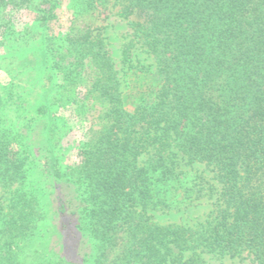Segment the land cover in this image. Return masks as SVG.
<instances>
[{"label": "trees", "instance_id": "obj_1", "mask_svg": "<svg viewBox=\"0 0 264 264\" xmlns=\"http://www.w3.org/2000/svg\"><path fill=\"white\" fill-rule=\"evenodd\" d=\"M10 2L35 19L0 41L23 60L0 84V193L14 188L0 264H264V0ZM111 14L131 30L122 69L153 77L130 105L101 24ZM138 50L150 64L133 65ZM89 105L97 116L70 138L61 113L86 120ZM58 187L72 194L61 208ZM203 199L212 209L194 224L156 219ZM60 209L86 244L78 263L51 248Z\"/></svg>", "mask_w": 264, "mask_h": 264}, {"label": "rangeland", "instance_id": "obj_2", "mask_svg": "<svg viewBox=\"0 0 264 264\" xmlns=\"http://www.w3.org/2000/svg\"><path fill=\"white\" fill-rule=\"evenodd\" d=\"M11 0H0V41L2 40V35L4 30V25L9 24L12 28L15 29L17 32L24 31L26 26H31L32 22L35 19L34 11H30L29 9L25 8L24 6L13 5L10 2ZM37 1V0H34ZM15 2L19 3V0H15ZM60 22L63 23L66 16L64 10L58 11ZM105 16L102 15L101 18ZM104 28V35L106 37V44L107 48L110 52L111 58L114 61L115 68L119 71L118 76L122 80V88L124 92V96L128 97V104L130 105L134 99L133 94L136 91V88L143 87L147 84H153V77L149 74L140 75L137 69L132 68H124L120 64V50L122 45L127 41L128 35L130 34L131 30L128 25V22L125 19L120 18L117 15L111 14L107 17L105 21L101 23ZM59 22H51L49 25V32H56L58 29ZM36 33H38V28H35ZM18 40L21 41L22 37L19 36ZM12 40L9 39L6 41V44L0 43V84L5 86L10 82L13 78V75L20 69H23L22 66L20 67L18 62L23 61L20 57L19 49L17 51H12L7 56L5 50H10L12 47ZM36 51L40 52L41 49V41L34 43ZM24 48V47H23ZM21 47V49H23ZM19 52V53H17ZM17 53V55H15ZM37 53V52H36ZM137 60H134L133 65H147L151 63V59L146 54L142 53L140 50L136 51ZM28 61L34 59V52H29V54L25 57ZM136 58V57H135ZM11 62H14V66L9 65ZM13 68V69H12ZM9 71H12V75H9ZM10 76V77H9ZM88 119L82 121H77L73 117L72 112L61 113L66 119H69L72 124V131L69 133V137L76 139L81 136L83 132H85L86 127L90 125V119L92 117H96L99 111L98 105L92 106L89 105L88 107ZM73 160V158H72ZM196 169L199 171H204L206 177L210 178L212 173L205 169L203 165H196ZM54 204L58 205L61 208V203L65 202L64 200H70L72 198V194L70 193L69 189L66 188H57ZM14 191L13 187L5 188L0 193V213L3 211H7V206L9 205V200L12 197V192ZM212 200L203 199L200 200L186 209H183L178 212H172L170 214H162V213H155L156 219L159 220L161 223H186V224H194L198 221H201L205 218V216L209 213L212 209L211 206ZM58 212V211H57ZM55 214L56 217V236L52 239L51 248L59 253L62 257L67 260L74 261L76 263L80 262L82 255L86 252V244L83 242L82 238L77 234L72 224V216L66 211L61 216L59 213ZM225 264H251L250 260L247 259L245 254L242 255L240 258H234L226 260Z\"/></svg>", "mask_w": 264, "mask_h": 264}]
</instances>
